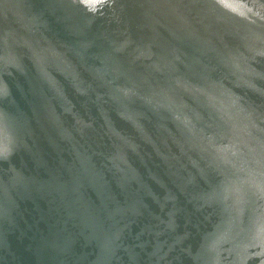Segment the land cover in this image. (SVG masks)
Wrapping results in <instances>:
<instances>
[{
	"label": "water",
	"instance_id": "95a60500",
	"mask_svg": "<svg viewBox=\"0 0 264 264\" xmlns=\"http://www.w3.org/2000/svg\"><path fill=\"white\" fill-rule=\"evenodd\" d=\"M0 264H264V0H0Z\"/></svg>",
	"mask_w": 264,
	"mask_h": 264
}]
</instances>
